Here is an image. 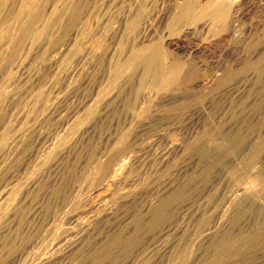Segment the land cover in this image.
Listing matches in <instances>:
<instances>
[{
    "label": "rangeland",
    "instance_id": "1",
    "mask_svg": "<svg viewBox=\"0 0 264 264\" xmlns=\"http://www.w3.org/2000/svg\"><path fill=\"white\" fill-rule=\"evenodd\" d=\"M263 228L264 0L2 1L0 264H264Z\"/></svg>",
    "mask_w": 264,
    "mask_h": 264
},
{
    "label": "bare ground",
    "instance_id": "2",
    "mask_svg": "<svg viewBox=\"0 0 264 264\" xmlns=\"http://www.w3.org/2000/svg\"><path fill=\"white\" fill-rule=\"evenodd\" d=\"M2 1L3 0H0V6H1V4H2ZM20 4V3H19ZM217 4V3H216ZM222 4V3H221ZM210 5V4H209ZM224 4H222V5H219V6H216V5H213V6H208V7H206V8H203L202 10H201V12H200V14H199V16H198V19L201 21V20H208V21H210V22H212V24L213 23H216V24H222L223 26L224 25H226V28L229 26L228 25V19H229V13L227 12V10H226V8H225V5L223 6ZM27 6V5H26ZM26 10V7H24V5H23V7H22V11L24 12ZM54 10V9H53ZM74 10V9H73ZM76 12V11H75ZM187 15H189V13H187V14H179L178 15V17H177V19H176V21L179 23V22H181L184 18H185V16H187ZM30 16V15H29ZM33 16V15H32ZM35 16V15H34ZM53 16V15H52ZM64 16V15H63ZM46 17V16H45ZM31 19V18H30ZM33 17H32V19L30 20V25H29V27H27V28H23V29H20V31H19V41L21 40V38L22 37H24V36H27V34L29 33V32H31V25L34 23L33 22ZM11 21V20H10ZM198 21V20H197ZM71 23V22H70ZM195 23V22H194ZM202 23V22H201ZM205 23V22H204ZM227 23V24H226ZM204 25V24H203ZM203 25H201V26H203ZM206 25H208V22H207V24ZM205 25V26H206ZM27 26V25H26ZM37 26V25H36ZM200 26V27H201ZM191 27V26H190ZM216 28V27H215ZM208 29V28H207ZM5 30H6V28H5ZM204 30H205V28H204ZM193 31H194V29H193ZM200 32V31H199ZM184 36H187V35H189L190 33H192V29H190V28H185V29H183V31L181 32ZM18 41V42H19ZM35 41V40H34ZM18 42L16 43V44H18ZM26 42V41H25ZM31 45V44H30ZM16 48V47H15ZM13 51H15V50H13ZM26 52V51H25ZM137 55V54H136ZM137 57V56H136ZM136 63H137V65L138 66H140V68L142 67V74H141V79H140V83L141 84H144L145 82H146V80H147V78H149V77H151L153 80H154V83H155V81L158 79V78H160V77H163V76H165V70H164V68L165 67H162V64H161V57H160V49L159 48H153V49H149V50H145L137 59H136ZM21 65V64H20ZM23 65V64H22ZM130 65V64H129ZM16 68H17V66H16ZM169 68V67H168ZM171 68V67H170ZM175 68H176V66H175ZM135 69V68H134ZM19 70H20V68H19ZM171 72V71H170ZM167 73V72H166ZM178 73V72H177ZM172 75H171V77H174V80H175V77H177V75H176V72H173L172 71V73H171ZM168 75L170 76V73H168ZM166 76H167V74H166ZM171 77H169V78H171ZM165 78V77H164ZM163 78V79H164ZM172 79V78H171ZM177 79V78H176ZM165 81H166V79H164ZM163 80V81H164ZM162 81V80H161ZM169 81H170V79H169ZM173 82H175V81H172V83ZM158 83V86H159V88H162L163 87V85H164V83L163 82H161V83H159V81H156V84ZM166 83V82H165ZM140 85V84H139ZM168 85V84H167ZM17 133V132H16ZM15 133V134H16ZM227 142H229V143H227ZM226 143H227V145H226V147H230V145H231V143L232 142H230V141H227ZM228 147V148H229ZM260 148V147H259ZM55 149V148H54ZM226 150V149H225ZM221 151V150H220ZM211 152H205L203 155L204 156H210L211 154H210ZM108 156V155H107ZM6 165V164H5ZM118 166V165H117ZM111 167V166H110ZM121 168V167H120ZM119 168V169H120ZM104 171H105V168H104ZM116 172V171H115ZM115 172L112 174V175H114L115 174ZM117 174V173H116ZM118 177V176H117ZM34 184V183H33ZM9 186V185H8ZM7 186V187H8ZM13 188V187H12ZM7 190V189H6ZM181 191V190H180ZM18 192V191H17ZM178 193V192H177ZM7 195V194H6ZM175 197H176V195H175ZM4 199V198H3ZM173 199H174V196H173ZM11 200V199H10ZM3 205V204H2ZM165 206H164V204L162 205V206H160V208L155 212V215H157V213H159V212H161L162 210H163V208H164ZM3 210V209H2ZM56 223V222H55ZM255 232V231H254ZM252 233V232H251ZM253 234V233H252ZM255 234V235H254ZM253 234V236H254V238L253 239H251V240H249L248 242L250 243V242H254V240H259L260 238H261V240L262 239H264V228L261 230V229H258L255 233ZM52 235V234H51ZM116 237V236H115ZM247 238V237H246ZM249 238V237H248ZM252 238V237H251ZM250 239V238H249ZM246 241V240H245ZM244 241V242H245ZM112 242H113V240H112ZM123 242H125L124 240H122V238L121 237H119V238H117L116 240H115V238H114V245H120L121 243H123ZM247 242V243H248ZM264 242V241H263ZM111 243V242H110ZM256 243V242H255ZM261 243V242H260ZM112 244V245H113ZM244 244H246V243H244ZM251 244V243H250ZM249 245V244H248ZM231 248V247H230ZM109 250V249H108ZM108 250H105V251H103V255L104 256H109L110 255V252L108 251ZM229 251V250H228ZM234 251V250H233ZM112 252V251H111ZM97 255V254H96ZM102 255V256H103ZM94 261L95 262H99L100 261V256H95V259H94Z\"/></svg>",
    "mask_w": 264,
    "mask_h": 264
}]
</instances>
